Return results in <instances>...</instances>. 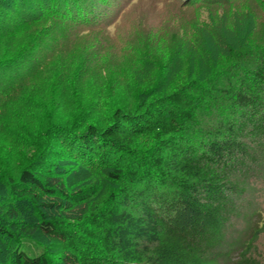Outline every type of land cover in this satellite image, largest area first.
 <instances>
[{
    "label": "trees",
    "instance_id": "trees-1",
    "mask_svg": "<svg viewBox=\"0 0 264 264\" xmlns=\"http://www.w3.org/2000/svg\"><path fill=\"white\" fill-rule=\"evenodd\" d=\"M22 1L0 0V19L11 9L41 14L42 0ZM201 1L220 8L234 0ZM77 4L45 5L80 26ZM212 35L223 38L220 30ZM59 128L67 133L66 152L83 167L103 168L114 184L96 203L95 189L70 192L65 174L47 168L24 170L19 184L8 181L11 194L27 197L37 210L40 222L29 233L51 236L69 250L61 264H264L258 252L264 223H255L264 208L255 204L251 183L264 176V52H248L231 70L142 100L135 109H117L108 125L79 120ZM143 139L151 142L146 149ZM64 204L88 208L72 218L53 213ZM0 233L11 236L3 224ZM12 264L57 263L49 254L22 251Z\"/></svg>",
    "mask_w": 264,
    "mask_h": 264
},
{
    "label": "rangeland",
    "instance_id": "rangeland-1",
    "mask_svg": "<svg viewBox=\"0 0 264 264\" xmlns=\"http://www.w3.org/2000/svg\"><path fill=\"white\" fill-rule=\"evenodd\" d=\"M200 1L75 0L83 11L80 26L46 10L49 0H42L40 15L2 11L0 74L7 75L0 79V224L13 237L0 233V264H12L22 251L49 254L61 264L69 253L58 239L29 233L40 222L37 210L27 197L11 194L10 179L19 184L31 167L59 171L70 192L95 189L96 203L114 189L103 168L83 167L66 152L61 123L108 125L117 109H135L142 100L231 70L248 52H264V0L220 8ZM214 30L223 38L215 39ZM150 144L143 139L140 148ZM251 183L255 204L264 208V176L254 175ZM69 205L53 213L72 218L88 208ZM261 221L264 214L255 223Z\"/></svg>",
    "mask_w": 264,
    "mask_h": 264
}]
</instances>
